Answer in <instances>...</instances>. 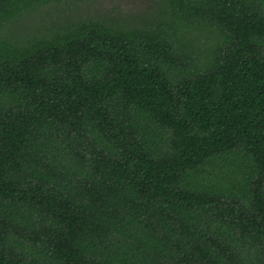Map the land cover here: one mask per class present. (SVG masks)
<instances>
[{"label":"trees","instance_id":"1","mask_svg":"<svg viewBox=\"0 0 264 264\" xmlns=\"http://www.w3.org/2000/svg\"><path fill=\"white\" fill-rule=\"evenodd\" d=\"M0 0V264H264V0Z\"/></svg>","mask_w":264,"mask_h":264},{"label":"rangeland","instance_id":"2","mask_svg":"<svg viewBox=\"0 0 264 264\" xmlns=\"http://www.w3.org/2000/svg\"><path fill=\"white\" fill-rule=\"evenodd\" d=\"M156 0H93L83 5L84 12L103 18H122L140 21L151 17Z\"/></svg>","mask_w":264,"mask_h":264}]
</instances>
